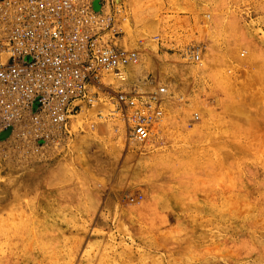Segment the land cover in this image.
<instances>
[{
  "label": "rangeland",
  "instance_id": "obj_1",
  "mask_svg": "<svg viewBox=\"0 0 264 264\" xmlns=\"http://www.w3.org/2000/svg\"><path fill=\"white\" fill-rule=\"evenodd\" d=\"M103 6L112 45L135 27L118 48L149 63L131 83L171 89L173 122L133 143L116 86L43 153L4 137L0 264H264V0ZM196 49L214 55L188 77Z\"/></svg>",
  "mask_w": 264,
  "mask_h": 264
},
{
  "label": "built area",
  "instance_id": "obj_2",
  "mask_svg": "<svg viewBox=\"0 0 264 264\" xmlns=\"http://www.w3.org/2000/svg\"><path fill=\"white\" fill-rule=\"evenodd\" d=\"M115 22L103 0H0V141L17 138L35 153L57 144L71 116L94 105V89L107 88L105 72L121 82L113 105L128 136L152 135L169 90L124 83L138 54L107 39Z\"/></svg>",
  "mask_w": 264,
  "mask_h": 264
},
{
  "label": "bare ground",
  "instance_id": "obj_3",
  "mask_svg": "<svg viewBox=\"0 0 264 264\" xmlns=\"http://www.w3.org/2000/svg\"><path fill=\"white\" fill-rule=\"evenodd\" d=\"M215 23L216 22H214L213 23V25H215ZM135 24V23H134ZM124 27L122 28L123 29V31H124V35L123 36H121V37H117L116 38V41H115V45H117L118 47H130V46H128V42L125 40L126 39V36H128L127 38H129V39H131V37H132V35H133V33H132V31H133V28H135V27H133L132 25H131V23L129 24V23H125L124 25H123ZM137 26V25H136ZM138 30V29H137ZM126 35V36H125ZM133 38V37H132ZM136 38V37H135ZM134 42V41H133ZM131 44V43H130ZM135 44V43H134ZM134 46V45H133ZM141 47V46H140ZM154 47V46H153ZM152 47V48H153ZM215 48V47H214ZM145 51V50H144ZM147 52V51H146ZM195 54H198V50L196 49V51H195ZM147 55L148 54H146V57H141L140 58V60L138 61V62H133V63H130V64H128V65H126L125 66V70H126V74H127V77H126V81L124 82L125 84H130V86L132 85L133 86V82H134V78H135V75H137V73L139 72V71H141L142 69V67H143V65H144V63H149V57L147 58ZM199 55V54H198ZM214 54H212L211 52H204L203 53V55H202V59L201 60H199L200 59V56H198V58H196V57H194L195 58V60H197L198 61V65L197 66H195L194 64L192 65H190V64H187L185 67H186V69H187V72H185V73H187V76L189 77L192 73H194V72H196V71H204V69L206 68V66L208 65V61L212 58V56H213ZM235 55V54H234ZM258 56V51H257V48H256V53H254L253 55H252V57L250 58L251 60H249V61H251V62H254V64H255V59H256V57ZM260 56V55H259ZM151 59V58H150ZM152 59H153V57H152ZM243 59V58H242ZM236 60H240V59H237L236 58ZM244 61H245V59H243ZM258 60V59H257ZM153 61V60H152ZM244 61H240L241 63L242 62H244ZM239 62V63H240ZM256 63H259V62H257L256 61ZM248 64H251V63H248ZM253 64V65H254ZM255 65H257V64H255ZM142 73V72H141ZM103 81H104V83H105V86L107 87V89H111V90H113L114 89V87H116L117 85H119L121 82L120 81H118V79H116L112 74H108L107 76H105V78L103 79ZM132 82V83H131ZM167 83V82H166ZM251 83V82H250ZM157 84H159V83H157ZM135 87V86H134ZM137 88V87H136ZM139 89V88H138ZM114 91V90H113ZM172 93H173V91L170 89L169 91H168V94H166L165 96H166V99H165V103H164V107H165V113H164V116H163V118H162V121L160 122V123H158L157 125H156V127L154 128V131L156 130V131H158L159 130V128H160V126H162V125H167V124H170L171 122H173V119H174V113H175V97H173L172 96ZM100 97V96H99ZM228 102V101H227ZM103 103V102H102ZM235 104H237V103H235ZM99 105V104H98ZM102 106H103V104H101ZM112 105V104H111ZM104 106H105V103H104ZM97 107V106H96ZM92 108V107H91ZM101 108V107H100ZM94 109V108H93ZM103 109L101 108V111H102ZM105 110V109H104ZM205 110V109H204ZM81 111V110H80ZM84 111V110H83ZM86 111V110H85ZM203 111V110H202ZM81 113V112H80ZM94 113V112H93ZM83 114V113H82ZM120 114V113H119ZM76 115H74V117H75ZM79 116H80V114H79ZM115 116V115H114ZM77 117V116H76ZM75 117V118H76ZM73 118V116H71V118H70V120L68 121V124H70V126H72V122H73V120L74 119H72ZM78 120H79V118H78ZM251 120V119H250ZM81 121V120H80ZM252 122H254L253 120H251ZM127 123V122H126ZM125 123V124H126ZM74 125V124H73ZM77 126V125H76ZM164 127V126H163ZM74 128V126L73 127H71L70 129H73ZM76 129V128H75ZM109 129V128H108ZM154 134V133H153ZM127 135V134H126ZM66 136V135H65ZM63 138V137H62ZM129 138V137H128ZM64 139V138H63ZM62 139V140H63ZM122 140H123V138H121ZM64 141V140H63ZM130 141H133V143H137V144H139V145H141L142 146V144L143 143H140V141H137V140H134V139H130ZM129 141V142H130ZM252 142V141H251ZM78 144H79V142H78ZM76 145V144H75ZM132 145V144H131ZM136 145V144H135ZM246 145V144H245ZM244 145V146H245ZM78 146V145H77ZM144 148H146V146H144ZM182 158V157H181ZM223 161V160H222Z\"/></svg>",
  "mask_w": 264,
  "mask_h": 264
}]
</instances>
